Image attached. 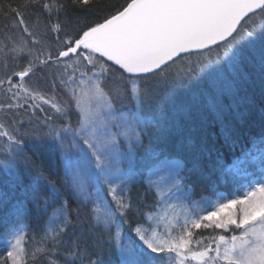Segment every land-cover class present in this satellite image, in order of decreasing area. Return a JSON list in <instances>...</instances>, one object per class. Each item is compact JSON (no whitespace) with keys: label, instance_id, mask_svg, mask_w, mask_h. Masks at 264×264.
I'll return each mask as SVG.
<instances>
[{"label":"snow or ice","instance_id":"obj_1","mask_svg":"<svg viewBox=\"0 0 264 264\" xmlns=\"http://www.w3.org/2000/svg\"><path fill=\"white\" fill-rule=\"evenodd\" d=\"M256 50L264 0H0V140L31 181L0 198V264H264V131L239 156L234 130L177 141L162 96L211 81L223 125Z\"/></svg>","mask_w":264,"mask_h":264},{"label":"trees","instance_id":"obj_2","mask_svg":"<svg viewBox=\"0 0 264 264\" xmlns=\"http://www.w3.org/2000/svg\"><path fill=\"white\" fill-rule=\"evenodd\" d=\"M254 59H251L245 69L246 78L239 86L234 96H228L225 103L231 105V108L225 112L224 124L216 118L215 113L207 110V105L211 103V97L201 95L211 89L213 92L216 87L211 81L200 83L198 88H177L174 97L177 104L167 101V95L162 93L165 99L167 121L164 125L166 135L179 141L181 136L192 135L199 140L201 135H206L209 146L221 148L227 152L228 148L224 144V133L228 130H234L239 133V143L236 147V155L241 154V148L247 146L248 138L258 136L264 131V69L260 63L259 51L252 53ZM195 95L197 103L190 113L178 110L179 102L188 103ZM227 126V127H225ZM159 144L158 140H153V146ZM4 141L0 140V198L5 194L11 203L25 198V192L28 184L31 182L28 177V169L23 158L12 161L11 158L5 160V153L2 151ZM25 153L31 156V152L25 149ZM229 161L231 156L228 157ZM43 167L46 169L45 176L56 179L63 175L62 160L57 158L54 153H45L43 158ZM19 181V182H18ZM218 191L225 194L234 192V188L224 187ZM202 195L212 197L211 191H204ZM199 198V196H197ZM30 212L25 221L29 225V237L35 234V230L45 226V221L51 216V210L45 215L42 209H36L33 205H28ZM7 209L0 207V218L5 215ZM2 231V227H0ZM5 239L0 236V251L5 246ZM115 260V257H110Z\"/></svg>","mask_w":264,"mask_h":264},{"label":"rangeland","instance_id":"obj_3","mask_svg":"<svg viewBox=\"0 0 264 264\" xmlns=\"http://www.w3.org/2000/svg\"><path fill=\"white\" fill-rule=\"evenodd\" d=\"M213 199H215L216 197L215 196H212ZM195 199H199L198 197H195Z\"/></svg>","mask_w":264,"mask_h":264}]
</instances>
